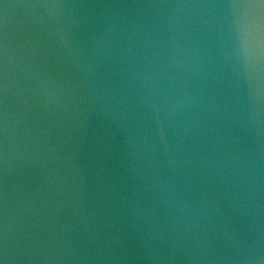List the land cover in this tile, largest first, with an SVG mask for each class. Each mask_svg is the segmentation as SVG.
<instances>
[{
  "label": "water",
  "instance_id": "1",
  "mask_svg": "<svg viewBox=\"0 0 264 264\" xmlns=\"http://www.w3.org/2000/svg\"><path fill=\"white\" fill-rule=\"evenodd\" d=\"M0 264H264V0H0Z\"/></svg>",
  "mask_w": 264,
  "mask_h": 264
}]
</instances>
